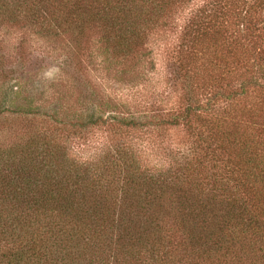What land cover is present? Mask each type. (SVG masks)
<instances>
[{
    "label": "trees",
    "instance_id": "1",
    "mask_svg": "<svg viewBox=\"0 0 264 264\" xmlns=\"http://www.w3.org/2000/svg\"><path fill=\"white\" fill-rule=\"evenodd\" d=\"M185 2L0 0V27L61 51L66 66L84 78L88 63L120 80H138L153 67L150 44L163 38ZM263 3L214 0L196 21L190 56L182 37L179 66L197 83L182 88V105L156 125L184 124L193 145L169 168L145 165L124 141L96 160L80 161L63 136L48 132L47 119L24 129L21 141L0 146V264H264V105L215 116L192 96L205 76L187 75V66L203 58L199 46L208 39L218 47L226 23L245 24ZM1 76L0 115L41 113V92L33 94L19 77L10 86ZM73 83L55 85L48 104L49 116L74 130L106 122V112L132 126L149 116L111 101L96 109L93 85L81 97Z\"/></svg>",
    "mask_w": 264,
    "mask_h": 264
},
{
    "label": "rangeland",
    "instance_id": "2",
    "mask_svg": "<svg viewBox=\"0 0 264 264\" xmlns=\"http://www.w3.org/2000/svg\"><path fill=\"white\" fill-rule=\"evenodd\" d=\"M212 3L214 0H187L176 8L168 26L170 28L164 31L163 38L150 44L153 67L146 69L144 78L138 80H120L110 70L104 71L88 63L85 64L84 73L87 76L84 78L66 66L61 51H53L48 44L35 39L33 35H24L14 28L0 27V81L3 78L1 75L5 74L10 78L8 84L11 86L19 77L28 83L33 94L42 93L40 104L44 105L41 113L35 115L2 113L0 146L21 141L27 136L23 133L24 129L36 124V119L40 122L47 119L50 123L48 132L63 136L70 155L80 161L96 160L103 153L111 152L115 143L124 141L138 153L145 165L153 169L169 168L172 161L179 159L180 153L187 154L193 144L188 141L184 124L171 126L162 123L159 127L156 123L171 118L170 109L178 110L182 105L183 100L179 96L182 88H190L197 83H193L191 77L184 76V69L181 70L178 62V46L184 37V51L186 49V55L190 56L193 48H196V41L192 38L196 21L205 18ZM252 13L250 19L240 26L226 23V32L221 38L225 43L219 40L216 47L210 45L207 39L199 46L198 57L203 58L187 66L191 71L187 75L197 71L199 75L205 76L204 85L196 90L194 87L196 92L192 94L193 99H200L208 111L212 107L215 116L225 114L224 109L228 108H256L264 105V3ZM23 40L25 43H21ZM74 76L80 78L82 83L88 82L80 87V81ZM184 79L185 84L190 83L189 86H183ZM30 81H34V90ZM73 82L77 89L74 94L80 95L81 92V97L89 96L93 85L94 93L97 94L96 109H100L98 104L111 101L114 105L118 104L119 108L128 107L137 114L149 112V116L141 118L139 123L132 126L117 123L106 112L102 116L106 122L100 120L74 130L63 118H51L48 104L55 93V85L63 83L69 86ZM161 110L163 113L159 117L158 112ZM154 113L157 116L151 118Z\"/></svg>",
    "mask_w": 264,
    "mask_h": 264
}]
</instances>
